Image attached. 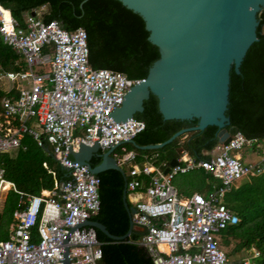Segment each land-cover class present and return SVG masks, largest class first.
Returning a JSON list of instances; mask_svg holds the SVG:
<instances>
[{"label":"built area","instance_id":"built-area-1","mask_svg":"<svg viewBox=\"0 0 264 264\" xmlns=\"http://www.w3.org/2000/svg\"><path fill=\"white\" fill-rule=\"evenodd\" d=\"M43 9L32 10L34 14L25 15L19 25L0 5V41L25 65L22 70L0 67V81L8 82L6 91H14L0 100L2 115L16 120L10 131L0 129V154L18 149L26 133L37 145H49L66 174L50 189L28 194L16 190L0 165V198L9 191L17 194L7 238L0 239V264H63L62 237L97 213L99 179L70 156L79 143H96L101 152L116 144L109 154L126 179L125 199L134 208L132 228L140 232L135 243L152 264H237L219 244L221 230L238 222L223 198L244 176L264 171V152L255 163L231 155L253 144L235 132L206 158L194 159L181 150L176 164L164 172V163L154 162L156 153H139L124 141L143 130V121L128 117L114 123L106 115L120 106L122 95L136 80L111 69L91 68L85 31L66 30L56 20L42 21ZM194 169L217 182L204 193L184 196L173 179ZM3 184L8 187L1 192ZM100 245L94 227H77L67 237L71 264H98ZM245 254L239 264H254L258 251L251 246Z\"/></svg>","mask_w":264,"mask_h":264},{"label":"trees","instance_id":"trees-1","mask_svg":"<svg viewBox=\"0 0 264 264\" xmlns=\"http://www.w3.org/2000/svg\"><path fill=\"white\" fill-rule=\"evenodd\" d=\"M0 0L11 16L23 24L25 15L44 6L40 14L42 21L56 20L66 30L82 28L86 33L88 64L91 68H107L122 73L130 80L146 76L147 65L158 58L156 46L147 40L148 32L139 15L123 6L118 0ZM256 38L247 49L239 73L229 71L228 104L229 118L227 131L232 135L240 132L253 144L264 140V6L257 14ZM0 65L5 70H22L25 65L14 51L0 41ZM5 94L0 90V100ZM144 122V128L132 140L138 146L155 144L167 139L180 128L196 124L194 120L161 119L157 99L149 94L142 102V111L133 114ZM16 126V120L2 115L0 107V129L8 132ZM216 127L184 133L158 149L141 150L139 153L157 154L154 162L169 163L185 150L194 159L207 155L202 151L217 145ZM100 153L89 160L94 167L100 162ZM0 165L4 177L22 193L37 194L50 189L55 179L65 177L66 172L53 158L49 145L43 141L37 145L28 134H24L21 145L13 154H0ZM99 179V209L91 217L100 222L113 235H122L128 229V218L121 200L123 180L114 169L97 174ZM210 176L201 169L176 175L173 183L177 191L188 195L203 191ZM17 194L9 191L0 203V239L7 238V226L12 221L11 212L16 207ZM225 205L237 216L238 222L221 230L222 241L227 238L238 240L233 251L254 247L258 256L254 264H264V171L246 177L224 195ZM128 206L129 203L126 202ZM2 230L4 231L2 233ZM139 231L131 229L121 240H112L95 229L96 238L101 242V259L98 264H152L145 249L135 243ZM226 256L228 254L225 252ZM229 258V257H228ZM239 264V260H233Z\"/></svg>","mask_w":264,"mask_h":264},{"label":"water","instance_id":"water-1","mask_svg":"<svg viewBox=\"0 0 264 264\" xmlns=\"http://www.w3.org/2000/svg\"><path fill=\"white\" fill-rule=\"evenodd\" d=\"M118 1L140 16L148 32L147 40L156 46L158 58L147 65L146 76L136 80L122 95L120 106L112 108L106 115L114 123L133 117L134 113L142 111L143 100L152 94L157 99L161 119L196 121V124L178 129L159 143L138 146L134 140L124 141H130L141 150H153L184 133L215 126L217 144H226L231 136L226 129L229 118L225 114L229 71L232 68L234 73H239V65L248 47L257 40V14L263 8L264 0ZM33 14L31 11L30 15ZM110 149L100 153V162L94 167L90 166L89 160L99 150L96 143H79L75 152L70 151V156L79 164H86L93 174L107 169L121 174V200L128 218V229L118 236L110 234L96 220L77 223L62 237L63 264H71L67 237L77 227L92 226L112 240L124 239L131 231L134 208L126 203V179L110 156ZM175 164L174 158L169 161V166Z\"/></svg>","mask_w":264,"mask_h":264},{"label":"rangeland","instance_id":"rangeland-1","mask_svg":"<svg viewBox=\"0 0 264 264\" xmlns=\"http://www.w3.org/2000/svg\"><path fill=\"white\" fill-rule=\"evenodd\" d=\"M264 140L262 143H256V144H252L251 147H242L241 149L238 150H233L231 152H229L231 155H235V154H240L243 158H247V160H252L256 161L259 160L262 157V154L264 152ZM14 151L10 152V154H13ZM246 160V159H244ZM247 161V162H248ZM245 161V163H247ZM250 175H246L244 177H248ZM243 177V180H245V178ZM0 200L2 201L3 199L0 198ZM1 203V202H0ZM9 226V225H8ZM8 230V227H7ZM4 231L2 230V233ZM222 236H220L219 238V244H221L223 247L221 248L222 250H224L227 254L230 260H239L241 257L245 256V250L244 249H240L237 251H233V249L236 247V244L238 243L237 239L234 238H227V244L224 245L223 241H222Z\"/></svg>","mask_w":264,"mask_h":264},{"label":"crops","instance_id":"crops-1","mask_svg":"<svg viewBox=\"0 0 264 264\" xmlns=\"http://www.w3.org/2000/svg\"><path fill=\"white\" fill-rule=\"evenodd\" d=\"M0 67L2 68V66L0 65ZM3 69V68H2ZM3 70H5V69H3ZM8 86H9V84H8V82H6V81H4V80H1L0 81V90L5 94V95H8V94H11V95H14V91L13 90H10V91H6V89L8 88ZM4 95V96H5ZM3 96V97H4ZM2 99V98H1ZM249 147H251V146H249ZM263 147H264V145H263ZM215 148V147H214ZM214 148H212V149H214ZM211 149V150H212ZM211 150H205V151H202V153L203 154H205V155H207ZM235 155H237V156H239L240 158H241V161L242 162H244L245 163V161L247 162L248 160H247V158H243L240 154H235ZM176 158V157H175ZM174 158V159H175ZM173 159V158H172ZM244 159H246V160H244ZM260 160V159H259ZM259 160H257V162L259 161ZM163 162V161H162ZM256 161H253L252 162V160H249L247 163H255ZM161 163V162H160ZM164 163V162H163ZM169 167V163L167 164V165H165V163H164V166H163V168L165 169V168H168ZM245 179H246V177H244ZM210 179H213V178H211L210 177ZM215 180V179H214ZM241 181H243V178L239 181V182H237V185L241 182ZM206 187H205V189L203 190V191H201V193H204L208 188H209V185L211 184V183H213V182H211V180L210 181H208V180H206ZM197 192H199V191H197ZM6 195V194H5ZM5 195H3L2 196V199H4L5 198ZM0 202H1V200H0ZM223 202H224V198H223ZM225 203V202H224ZM12 217V216H11ZM12 222V221H11ZM10 222V223H11ZM9 223V224H10ZM8 224V225H9ZM8 227V226H7ZM132 229V228H131ZM245 250V249H244Z\"/></svg>","mask_w":264,"mask_h":264},{"label":"bare ground","instance_id":"bare-ground-1","mask_svg":"<svg viewBox=\"0 0 264 264\" xmlns=\"http://www.w3.org/2000/svg\"><path fill=\"white\" fill-rule=\"evenodd\" d=\"M7 187H8V185H7V184H3V185H2V188H1V189H2V191H1V192H3V191H4V190L7 188Z\"/></svg>","mask_w":264,"mask_h":264}]
</instances>
